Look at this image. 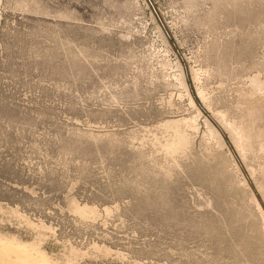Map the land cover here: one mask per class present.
Returning <instances> with one entry per match:
<instances>
[{"label":"rangeland","instance_id":"1","mask_svg":"<svg viewBox=\"0 0 264 264\" xmlns=\"http://www.w3.org/2000/svg\"><path fill=\"white\" fill-rule=\"evenodd\" d=\"M0 264H264V0H0Z\"/></svg>","mask_w":264,"mask_h":264},{"label":"bare ground","instance_id":"2","mask_svg":"<svg viewBox=\"0 0 264 264\" xmlns=\"http://www.w3.org/2000/svg\"><path fill=\"white\" fill-rule=\"evenodd\" d=\"M214 130H215V128H214ZM215 133H217V132H215Z\"/></svg>","mask_w":264,"mask_h":264}]
</instances>
